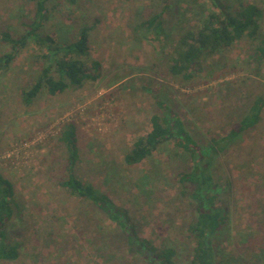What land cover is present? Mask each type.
Wrapping results in <instances>:
<instances>
[{
	"label": "rangeland",
	"instance_id": "rangeland-1",
	"mask_svg": "<svg viewBox=\"0 0 264 264\" xmlns=\"http://www.w3.org/2000/svg\"><path fill=\"white\" fill-rule=\"evenodd\" d=\"M225 1L233 9L256 2L264 11V0ZM200 5L212 9L208 0H173L166 32L154 38L138 26L161 9L159 0H50L44 32L64 44L89 26L88 61L101 62V75L58 95L44 89L28 105L23 91L39 77L46 50L30 43L0 69V170L13 182L19 203L8 226L19 257L0 264H153L142 251L130 250L133 230L159 248L175 247L176 264H190L196 206L180 174L194 160L173 140L138 164L127 165L124 155L147 135L152 115L164 110L181 117L209 149L264 95V60L256 56L258 39L248 34L204 58L192 80L171 73L174 47L182 32L197 25ZM34 16L31 0H0V57L12 51L4 32L18 36ZM72 122L80 153L76 175L126 209L130 226L64 184L70 153L61 132ZM213 169L228 214L216 235L219 260L264 261V110L255 127L220 153Z\"/></svg>",
	"mask_w": 264,
	"mask_h": 264
},
{
	"label": "trees",
	"instance_id": "trees-1",
	"mask_svg": "<svg viewBox=\"0 0 264 264\" xmlns=\"http://www.w3.org/2000/svg\"><path fill=\"white\" fill-rule=\"evenodd\" d=\"M31 1L35 5L34 18L23 22V29L18 36L4 32L3 39L11 45L12 51L0 57L2 69L30 43L46 50L43 53L44 65L39 77L31 87L23 91L24 100L28 105L44 89L51 95H58L69 88H80L86 81L97 80L101 75V62L88 61L91 55V28L87 25L82 26L75 40L62 44L55 36L44 32L45 22L49 18L50 0ZM208 1L212 4V9L205 12L203 5H200V9L194 11L198 20L197 25L182 32L174 47L170 70L174 76L185 81L192 80L196 72L202 70L204 58L230 48L247 34L258 39L256 56L259 61L264 60V36L257 37L260 20L264 15L261 6L252 1L241 2L233 9L225 0ZM159 2L161 9L138 26L139 29L151 33L154 38H160L166 32L168 27L166 14L173 5V0ZM156 100L160 107L166 108L159 96H156ZM263 110L264 95H260L254 100L248 113L227 135L211 140L209 149L203 148L197 142L181 117L171 110H164L163 114L152 115L151 129L147 135L139 138L124 155V162L127 165L138 164L151 156L160 145L173 140L194 160L192 169L180 174L183 187L192 188L191 197L196 206L195 218L189 226L194 242L190 264H229L219 260L222 255L220 256L219 250L216 249V235L227 222L228 214L220 205L219 184L215 182L213 166H216L220 153L240 134L261 121ZM61 139L67 144L70 153L67 161L69 175L64 184L74 194L91 199L123 227L130 226L131 218L126 209L115 204L108 194L95 188L93 183L76 175L75 167L80 159V153L75 123H66L63 126ZM18 206L15 186L0 170V260H15L19 257V246L11 243L8 233V226ZM128 235L131 251H142L153 264H176L175 247L159 248L150 240L138 236L134 230ZM256 264H264V261H258Z\"/></svg>",
	"mask_w": 264,
	"mask_h": 264
}]
</instances>
